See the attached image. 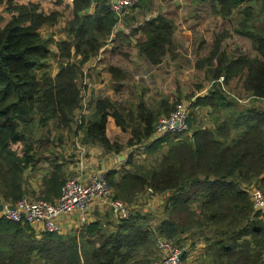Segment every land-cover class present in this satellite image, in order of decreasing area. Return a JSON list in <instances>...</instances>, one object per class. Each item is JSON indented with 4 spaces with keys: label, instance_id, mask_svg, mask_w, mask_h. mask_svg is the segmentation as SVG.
<instances>
[{
    "label": "trees",
    "instance_id": "1",
    "mask_svg": "<svg viewBox=\"0 0 264 264\" xmlns=\"http://www.w3.org/2000/svg\"><path fill=\"white\" fill-rule=\"evenodd\" d=\"M4 1L10 17L3 24L0 13V207L2 202L30 195L27 169L35 167L44 152L54 156L53 145L61 143L62 134L38 132L46 126L80 133L82 143L98 145L108 153L119 154L137 145L153 154L166 145L146 164L128 155L125 162L130 169L121 174L108 170L105 179L114 198L129 205L144 194L168 195L153 220L131 207L128 220H115L110 226L103 214V220L90 221L68 237L42 232L37 238L29 224L0 217V264H141L155 248V260L159 258L160 238L178 248L203 242L195 264H264V213L261 217L253 212L244 190L255 184L264 194V0H204L221 18L231 20L237 11L242 13L235 31L250 39L257 56L230 58L221 48L228 31L217 34L199 60L216 84L206 95L189 97L187 118L188 129L190 108L205 106L212 126L189 128L190 135H165L148 144L158 119L178 103L161 99L152 107L141 101L130 109L103 97L95 101L89 115L77 114L82 109L78 84L82 67L111 40L119 23L110 0H71V18L63 28L66 37L56 43L57 66L53 74L39 76L35 68L49 56V42L39 30L54 25L59 14H47L34 2L0 0V4ZM247 1L258 8L244 7ZM138 32L142 38L137 40V53L149 64L157 66L165 56L174 57L171 20L157 15L131 27L132 35ZM107 71L113 83L127 77L116 66ZM220 77L224 84L240 77L243 90L262 105L230 113L235 100L217 82ZM109 118L120 131L130 133L125 145L108 138ZM65 180L56 169L43 178V190L36 198L52 202Z\"/></svg>",
    "mask_w": 264,
    "mask_h": 264
},
{
    "label": "rangeland",
    "instance_id": "2",
    "mask_svg": "<svg viewBox=\"0 0 264 264\" xmlns=\"http://www.w3.org/2000/svg\"><path fill=\"white\" fill-rule=\"evenodd\" d=\"M12 1L14 3H38L43 12L47 14L57 12L59 14L54 25H45L39 30L41 36L49 42L47 46L49 56L43 65L35 68L38 76L43 72L49 75L53 74L57 66L56 43L66 37L63 28L66 21L71 18V0ZM248 4L253 6V9L258 8L257 3L250 1L244 3L243 6L245 7ZM209 6L204 0H146L142 4L139 2L138 6L130 9L116 25L114 33L111 36L113 40H109L111 43L108 42L99 56L91 59L82 67L83 71L80 72L78 84L82 90L81 106L85 111L80 113L81 109L77 114L80 113L81 116L89 115L95 101L103 97H108L130 109H134L133 106L141 101L147 106L154 107L161 99L168 100L170 104L184 102L189 105V97L193 99L206 95L212 86L216 84L206 74L199 60L206 56L217 34L221 35L224 31H228L229 35L222 40L221 48L227 56L230 58L239 55H245L249 58L256 57L257 52L253 49L250 39L235 31L239 29L238 22L243 16L242 13L237 11L232 19L228 20L221 18ZM6 8L7 3L4 1L0 4V13L4 17L3 24L10 17ZM157 15H163L172 21L174 27L173 41L175 44V55L173 58L165 56L159 65L152 66L143 56L138 55L136 44L137 40L142 38V35L140 32L132 35L131 27L133 25L137 26ZM109 66H116L122 69L127 77L121 83H113L108 80L105 72ZM217 82H220L222 89L225 90L230 98H234L235 100L234 105L236 106L230 108V113L235 109L250 108L253 106L260 107L262 105L261 101L254 100L248 92L243 90L240 77H233L226 84H224L223 78L220 77ZM190 113L192 114L190 116L191 123L189 122L188 125L189 128L212 126L213 123L211 115L209 114V108L205 106L193 110L190 108ZM110 121H112L111 118L109 119ZM109 122L106 126V133L110 140L120 146L125 145L130 137V133L128 131L122 132L116 126L118 131L114 127V122L111 125ZM189 128L182 134L183 136L190 135L191 130ZM73 129L75 130V128ZM38 130V132L49 133L50 136L62 134L65 137L71 136L75 138L74 143L67 140V147H71L73 144L76 148V144L82 148L86 145L81 142L80 133H77V135L71 134V132H74L73 130L71 132H63L60 130L57 131L55 128L49 126L42 127ZM149 142L148 140L145 143L148 144ZM58 145V142L54 143L53 149ZM64 145L65 143L59 145L58 148L63 149ZM124 149L123 151H125ZM133 149L137 151L135 153L136 155L144 154L143 157H137L136 163L146 164L145 161H154L155 156L165 151L167 146L161 145L159 153L156 151L153 154L145 153L144 146L136 145L133 146ZM57 152L59 153V151ZM82 154L84 156V153L81 151L80 156ZM59 156H63V153H60ZM251 186L258 188L255 184ZM147 198H150V195H141L143 201ZM137 199L139 197L135 199V204L131 205L123 202L132 208L133 205L136 206L137 210L144 212L152 220L155 219L156 214L158 215L155 208L157 205L152 202L142 204L140 202L141 199L139 201ZM103 214L105 222H107L106 224L110 226L116 224L114 216L108 210H105ZM34 231L37 238L42 235L39 227H36ZM62 236L68 237L69 233L62 234ZM198 243L203 244V242ZM202 248L201 250L197 249L196 256L202 253ZM156 257L157 251L155 248L154 252L151 251L145 254V259L140 263L151 264ZM187 263L195 264L193 261Z\"/></svg>",
    "mask_w": 264,
    "mask_h": 264
},
{
    "label": "built area",
    "instance_id": "3",
    "mask_svg": "<svg viewBox=\"0 0 264 264\" xmlns=\"http://www.w3.org/2000/svg\"><path fill=\"white\" fill-rule=\"evenodd\" d=\"M139 0H111L110 6L121 21L124 14L134 8ZM85 110H81L83 113ZM79 113V116H81ZM189 105L181 102L167 116L158 119L154 132L149 138L152 142L165 135L184 133L187 130ZM83 156L78 160L76 171L70 174L62 187L60 195L52 202L41 198L25 195L15 202H2L0 217L14 222L27 223L34 229L39 227L41 232L62 235L68 230L64 219L73 217L75 229L87 225L91 221L92 212L96 208L108 210L116 221L130 218L131 206L122 200L114 198L111 187L107 184L104 173L84 176ZM245 191L250 196L252 210L262 217L264 213V194L259 188L246 186ZM159 258L151 264H188L193 261L192 253L186 254V248H178L163 238L157 241ZM190 258V260H189ZM192 264V263H191Z\"/></svg>",
    "mask_w": 264,
    "mask_h": 264
},
{
    "label": "crops",
    "instance_id": "4",
    "mask_svg": "<svg viewBox=\"0 0 264 264\" xmlns=\"http://www.w3.org/2000/svg\"><path fill=\"white\" fill-rule=\"evenodd\" d=\"M70 5H71V3H70ZM111 39H112V37H111ZM111 41L109 42V40H108L109 43H111ZM107 43L105 44V46L107 45ZM103 50H104V46L100 49V52L98 53L97 56H99V54ZM105 73L108 77V80L112 81L107 69H106ZM109 119H108V122H109ZM111 123L113 124V120L109 122L110 125H111ZM114 127L118 130V128L116 126H114ZM107 136H108V134H107ZM108 138H109V136H108ZM67 140L74 143L75 138H73L71 136L65 137L62 135V141H61V143H59V145H62L63 143H65L63 149H59L58 148L59 145H58L57 147H55L53 149V150H55L54 156L50 155L48 152H44L43 154L38 155L39 161H38L37 165L35 167H31V168L27 169L26 177H27V182H28V187H29V194H30L29 196H31V197L39 196L41 190H43V185H42L43 178L50 176V174L53 171H55L56 169H57V172L59 170L63 175L66 176V178H67L68 174L74 173L78 167V160L80 159L81 156H83V154L80 156L81 151L84 153V156H85V157L83 156V160H84V165H85L84 176L86 179L91 174H94V173L106 174V172L108 170H115L117 172V174H121L124 170L130 169V165H128L127 162H125V159L128 155L132 154L133 159H137L138 156H142V157L144 156L143 153L140 155H136L135 153L137 151L136 150L133 151V147L132 148H126V149H124L125 151H121V153H119V154H116L114 152L108 153L105 150L101 149L100 146H98V145H92V146L84 145L82 148H80V146H77L75 144V146H76V148H75L72 144L71 147H67ZM57 151H59V153ZM60 153H63V156H59ZM121 155H123L124 157L121 158ZM167 195H168L167 193L161 194V195H153V196H150V198L144 199V201L141 199V196H140L139 199H137V201H139L141 199L140 202H142V204L143 203L149 204L151 202L156 204L157 207H155V208H156V211L159 213V208L163 204ZM133 208L136 209V206H133ZM104 211L105 210H102L100 208H96L92 212L91 222L103 220L102 215H103ZM156 216H157V214H156ZM74 221H75V219L73 217L64 219L63 223L66 226V228H68V230L65 231L64 234H66V233L71 234L74 232V230H75V228H74L75 226L73 225ZM197 243L195 244V246L193 248H189V247L186 248L187 249V251H186L187 256H188V253L193 254V257L191 256V259L193 260L194 263H195V258H196V254H197V252H196L197 249L201 250V248L203 247L202 243H198V244ZM189 260H190V258H189Z\"/></svg>",
    "mask_w": 264,
    "mask_h": 264
},
{
    "label": "water",
    "instance_id": "5",
    "mask_svg": "<svg viewBox=\"0 0 264 264\" xmlns=\"http://www.w3.org/2000/svg\"><path fill=\"white\" fill-rule=\"evenodd\" d=\"M124 156L123 155H121V158H123Z\"/></svg>",
    "mask_w": 264,
    "mask_h": 264
}]
</instances>
